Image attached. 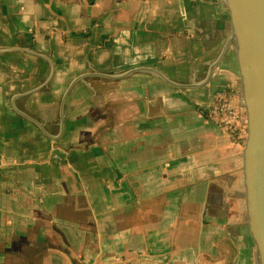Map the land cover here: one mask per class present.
<instances>
[{"label":"water","instance_id":"1","mask_svg":"<svg viewBox=\"0 0 264 264\" xmlns=\"http://www.w3.org/2000/svg\"><path fill=\"white\" fill-rule=\"evenodd\" d=\"M58 1L81 56L60 136L17 113L58 141L85 85L114 126L133 120L125 142L110 137L109 213L140 249L121 264H264V0ZM10 52L52 66L24 96L50 86L49 58Z\"/></svg>","mask_w":264,"mask_h":264},{"label":"crops","instance_id":"2","mask_svg":"<svg viewBox=\"0 0 264 264\" xmlns=\"http://www.w3.org/2000/svg\"><path fill=\"white\" fill-rule=\"evenodd\" d=\"M72 40L58 0H0V264L120 263L109 245L120 242L108 227L118 222L108 213L114 195L111 163L106 166L103 155L90 149L85 152L90 157L76 156L81 142L70 138L64 146L67 129L54 141L39 126L42 138L36 125L17 113L32 116L50 135L52 125L60 126L59 100L52 97L64 92L81 65ZM15 48L52 61L56 76L44 92L24 96L47 80L49 60L29 52L1 53ZM77 90L69 101L74 115L81 111ZM43 108L56 119L33 116L32 109Z\"/></svg>","mask_w":264,"mask_h":264},{"label":"rangeland","instance_id":"3","mask_svg":"<svg viewBox=\"0 0 264 264\" xmlns=\"http://www.w3.org/2000/svg\"><path fill=\"white\" fill-rule=\"evenodd\" d=\"M5 49V48H4ZM55 79V78H54ZM54 81V80H53ZM52 81V83H53ZM51 85V84H50ZM40 86V85H39ZM50 87V86H49ZM48 87V88H49ZM78 87L80 96L78 95V102L81 104V111L77 112L75 115L72 114V107L70 105V102L72 99L75 98V96L71 95L74 93L76 88ZM75 90L71 93L69 98L66 100L64 104V115L67 112L69 127L67 125V135L65 136L66 139L64 142V146H66L67 139L74 138V139H80L81 142L79 148H74L76 152L74 154L77 156V153H81L82 155L86 156L87 158L91 155L86 154L85 152L90 149L92 152H97L99 154L103 155V160L106 163V166H109L110 164V153H112V142L116 141L117 138H110L111 136H117L120 138L121 142H125L127 138H130L131 136V127H128V122H133L132 119L129 117H125L121 123V126H114L113 123L116 122V120L113 117H110V112H105L101 110V99L94 97L93 99V92L85 85L77 86ZM37 88V87H36ZM45 88L44 90L48 89ZM66 87H63L65 89ZM44 90L40 92H44ZM63 91V90H62ZM38 92V93H40ZM36 93V94H38ZM63 92H60L57 96H53L52 98H55V100H59L62 96ZM35 95V94H34ZM33 96V95H32ZM71 97V98H70ZM70 101V102H69ZM58 102V104H59ZM67 109V111H66ZM49 109H32L33 116H38L40 120L45 121V119L52 121L53 119H56V116L49 115ZM35 116V117H36ZM60 116V113H59ZM61 119V117H60ZM66 120V115H65ZM32 124L36 125V131L40 133L42 138H45L46 134L44 135L43 132L40 130V127L33 123V121L29 120ZM105 123V126H104ZM108 124L110 125V128L108 127ZM106 127V128H105ZM62 128V122H60V126L58 125H52L51 131L54 133L51 135L53 137L60 136L59 133ZM79 129V131L77 130ZM106 130V132H105ZM65 133V132H64ZM108 133V134H106ZM124 133V134H123ZM117 134V135H114ZM48 138H50L48 136ZM61 138V137H60ZM63 138V137H62ZM61 138V139H62ZM84 139V140H81ZM72 145L76 146L75 140L72 141ZM87 163V162H85ZM94 163V162H93ZM50 165H52V162H50ZM123 167V165H121ZM138 165L135 164L134 168L138 170ZM106 182L108 181L106 176L104 175ZM117 181L115 179L112 180V185L117 186ZM116 196L113 195V201L112 206H114V203L116 201ZM121 258V257H120ZM122 260V258L120 259Z\"/></svg>","mask_w":264,"mask_h":264},{"label":"bare ground","instance_id":"4","mask_svg":"<svg viewBox=\"0 0 264 264\" xmlns=\"http://www.w3.org/2000/svg\"><path fill=\"white\" fill-rule=\"evenodd\" d=\"M65 130H66V128H65L63 131H65ZM77 130L79 131V129H77ZM107 170L110 171V168H107ZM109 212H110V211H108V213H109ZM106 225H108V223H107ZM126 226L128 227V224H126ZM108 227L110 228V230H111L112 233H116V234H117L116 237H117V238L119 239V241H120L118 245H116V244L113 243V242L109 244L111 248H112V247L114 248V250H112V251H113V254H116V253L119 252V256L121 257L123 254H125V252L133 251L134 253H137L138 251H140V249H139L138 247L133 246V243L130 244L129 242H127V240H125V241L123 242L122 239H124V238L127 237L129 231H128V232L118 233V230H119V222H117V223L115 224V228H113L111 225L108 226ZM122 242L124 243V245H123ZM136 243H138V242L136 241ZM125 247H126V249H125ZM136 251H137V252H136ZM137 259H138V258H137ZM121 263H123V260H120V263H119V264H121Z\"/></svg>","mask_w":264,"mask_h":264}]
</instances>
